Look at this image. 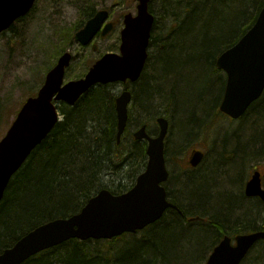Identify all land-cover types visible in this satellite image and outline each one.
Instances as JSON below:
<instances>
[{
    "label": "trees",
    "instance_id": "1",
    "mask_svg": "<svg viewBox=\"0 0 264 264\" xmlns=\"http://www.w3.org/2000/svg\"><path fill=\"white\" fill-rule=\"evenodd\" d=\"M161 2L164 19L168 22L163 23L162 28L159 27L158 31L162 38L157 35L152 36L151 45L157 40H161L159 43H164V49L157 48L158 58L174 50V34L184 37L187 35V30L192 31L196 25H199L198 22L206 25V13H208L205 11L206 8L210 10L214 4L222 7V13L218 14L220 27L213 32L216 33L215 39L198 42V48H203L205 51V57H202V60L210 64L213 74L221 76L214 67L216 58L219 53L233 45L251 26L264 0H161ZM155 46L158 47L159 44ZM192 50L196 51V49ZM146 74L148 73L144 71L142 80ZM154 77V84L158 86L156 94L160 95L164 108L168 110L171 103L166 101L165 93L163 94L162 89H159L160 79ZM221 78L223 79L222 94L226 80L223 75ZM142 82L133 90L134 94L128 109L129 118L123 135L127 134L132 121L136 120L132 110L140 107ZM115 84H97L87 90L75 104L68 105L63 102L58 106L62 120L54 125L42 143L32 150L21 169L12 176L0 201V252L13 245L14 241L35 226L50 219L66 217L78 212L90 196L101 187H106L113 193H122L127 188V182L112 183V185L103 182L104 177L112 171L120 172L125 167H129L132 172L129 174V179L131 178L132 182V177H136L144 168L145 142L130 138L129 134H127L130 138L127 146H125L127 139H124L123 135L120 142H117V118L114 105L117 95L111 90ZM150 99L151 109L159 106L154 105V98ZM214 101L210 110L205 113L202 111L201 114L204 113V115L198 118V123L210 113L211 116L219 114L217 108L220 97H215ZM132 106H134L133 109ZM213 108L215 111L211 112ZM262 113H264V92L246 109L241 118L243 123L240 128L244 127L248 115L254 114V122L251 123H255L257 115ZM189 121L190 126L196 122L193 118ZM143 122L137 123L136 120L138 125ZM259 123L264 124V120ZM256 134H264V129L259 130L256 127L253 135L250 136L248 144H251L253 148L249 153L253 156L256 153L259 156L260 151L264 150V146H256L257 142L264 143V135L255 137ZM225 153L227 152L223 151L220 155L222 160L225 159ZM231 153L235 156V152L231 151ZM125 178H127L126 174L117 176L116 179L119 182ZM187 187L182 185V191L185 192L182 195L184 200L190 203L196 201L207 203L208 211L204 209L194 211L184 205L181 200L172 198L181 212L169 209L158 221L148 225L139 236L136 233L140 231L130 234L131 237L125 239L123 236L126 234L109 240L79 241L72 238L58 246L36 253L22 264H120L114 257L126 244L133 243L139 248V253L137 256H132L128 264H174L176 262L174 260L182 259H184L183 264H196L198 260H203L205 252L213 248L222 233L226 234L228 224L225 222L229 217L225 213L229 212L225 205L222 207L225 215H220L217 211L209 213L212 200L208 201L205 198L201 201L204 189L200 185L193 186L191 190ZM187 192H191L195 199L188 196ZM249 202L253 210H257L256 206H258L262 216L255 220L250 219L249 214H245L246 219L243 218L242 223L237 226H240L242 230L251 229L249 231L264 229V208L261 201L253 198ZM197 216L199 219L192 218ZM188 217L192 220H188ZM192 225L199 226L201 231L192 234V230L189 229ZM144 239L152 241L148 243ZM196 249H201L203 256L194 257ZM255 251L256 254L258 253L256 264H264V239L257 242L250 252Z\"/></svg>",
    "mask_w": 264,
    "mask_h": 264
},
{
    "label": "water",
    "instance_id": "2",
    "mask_svg": "<svg viewBox=\"0 0 264 264\" xmlns=\"http://www.w3.org/2000/svg\"><path fill=\"white\" fill-rule=\"evenodd\" d=\"M36 0H0V33L10 27L17 18L26 15ZM136 15L127 12L120 31L121 41L118 52L107 51L95 60L85 75L74 80H64V69L70 64L71 53L63 52L56 64L46 73L43 83L35 95L27 97L18 113L0 138V201L7 185L32 150L60 121L57 101L69 105L96 84L137 80L143 71L148 56L150 33L154 14L149 10L151 0H136ZM108 11L98 10L74 34L81 45L92 42L102 28ZM114 28L108 21L102 28L105 36ZM215 67L223 69L226 75L224 93L219 110L233 118L244 114L264 90V4L254 23L240 39L219 54ZM132 93L122 90L115 99L117 118L116 139L120 142L128 120V106ZM159 130L150 135L146 126L133 132V138L146 140L147 163L134 185L120 194H113L107 188L90 197L78 213L68 217H57L35 226L13 245L0 252V264H22L26 259L47 248L57 246L71 238L78 240L111 239L114 236L145 228L157 221L169 206L162 185L167 179L165 168L164 141L168 121L158 118ZM202 152L194 150L190 163L195 166L201 161ZM246 195H255L264 201L260 173L254 172L245 187ZM264 238V230L238 234L235 243L226 235L207 257L205 264H239L253 244Z\"/></svg>",
    "mask_w": 264,
    "mask_h": 264
},
{
    "label": "rangeland",
    "instance_id": "3",
    "mask_svg": "<svg viewBox=\"0 0 264 264\" xmlns=\"http://www.w3.org/2000/svg\"><path fill=\"white\" fill-rule=\"evenodd\" d=\"M161 3V0H152L150 3V10L155 15L151 36L157 35L160 38L163 36L161 37L159 34V27L163 23L168 22L164 19ZM136 5L135 0H36L32 10L26 16L15 21L11 30L10 28L4 30L0 34V138L5 135L6 130L18 113L22 103L25 102L29 95H35L37 93L45 78L46 71L55 64L57 57L63 51H70L73 54L71 63L65 70L64 81L82 77L88 67L95 62V59L106 51L117 52L120 43L119 33L123 27V16L127 12L135 14ZM104 8L111 9L109 14L110 18L112 20L118 19L119 22L116 28L106 35L105 38L96 37L94 39L93 42L97 44V48L94 51L90 45L88 47L85 45L82 46L74 39V33L81 28L82 24L88 18V14H92L94 10ZM205 11H208L206 13L205 26L198 22L199 25H196L194 30L186 31V36L180 37L177 33L174 34L175 38L173 42L175 48L172 52H166L158 58V47L155 46V43L160 42V40H157L153 45L149 46V60L145 68V72L148 73L146 75L153 74V76L160 79L159 89H162L163 94L165 93L166 101H170L171 103L168 112L170 115L168 116V113L165 111L167 108H164L160 95L156 94L153 100L154 105H159L157 109L164 115L166 112V116L170 117V126L166 134L164 153L165 159L167 160L166 167L170 174L172 173L170 177L171 183L168 182L169 191L171 192L173 200L176 198L179 201L183 198L181 199L176 196L177 180L179 179V175L186 174L185 167L188 165V155L192 148H202L203 151H208L206 161L209 162L212 161V157L214 158L215 155V158H221L220 155L225 150L222 149L223 145L221 141L218 143L212 139L217 136V133L223 134L225 130L228 131L227 134H231L233 131H239L243 139L241 143L245 144V141H249L250 136L253 135L256 127L259 130L264 129V124L259 123L264 120V113L255 119V123H251L254 122V114H251V116L248 115L249 117L247 116L244 127L242 128H240L241 123H243L241 122L242 117L231 122L219 114L214 119L208 121L211 127L210 129H206L205 136L201 138L202 135L200 133L198 139L191 141L189 145H185L193 138V131L198 125V118L202 117L205 111L212 108L215 97H220L221 99L223 95V93L221 94V85L223 82L221 76L223 75L225 78L223 70L217 69L221 76L213 74L210 64L202 60L205 57L204 49L198 48V42L215 39L216 33L213 32L220 27V22L218 21L220 16L218 14L222 13L223 9L218 4H214L210 10L206 8ZM214 12L217 15L213 14ZM192 49H196V51ZM135 87L137 88V85ZM154 87L158 89V86L155 84ZM121 88L122 85L119 83L113 85L111 90L114 94L118 95ZM60 104L58 103V106ZM133 108L134 106H132ZM138 109V107L136 109L134 108L132 113H136ZM213 110L215 111L213 108L211 112ZM202 111H204L203 114H201ZM190 118L196 120L195 124L193 123L191 126L188 124ZM60 119H62L61 114ZM136 120L137 123L146 122L149 126L150 134L154 135L158 131L159 126L156 124L155 118L153 119L147 113H142V116ZM136 120L132 121L130 129L127 131L130 138H132V133L139 128ZM127 134L123 135V138L127 139L125 146L128 144L127 141L130 140ZM227 134L225 138L230 136ZM261 135L264 134H256L254 136L259 137ZM233 142L234 140L229 143L233 144ZM243 144L240 146L242 147ZM256 146H264L263 141L257 142ZM227 151L229 153V150ZM251 157V160L246 162V165L242 169V173H240V168L237 165L234 166V169L236 167L235 171L233 173L231 172V183L235 186V189L239 190V194L237 195L241 197V200H243L244 195L243 186L250 173L258 168L262 172V177L264 176V150L260 151L259 156L256 153L255 156ZM219 161H221V166H223L224 163H231L233 160L220 159ZM208 168L212 169L210 162ZM131 173L129 167H125L120 172L112 171L111 174L104 177L103 182L109 185H112V183L127 182V188H130L133 186L136 178L135 176H131L133 178L131 182V178L129 179V174ZM125 174L127 178L117 182V176L120 177ZM178 188L183 189L181 185ZM205 195L207 194L203 192L201 201L206 198ZM231 198L235 201L236 195ZM231 198H227V201L232 202ZM182 201L184 202L185 200ZM218 206H221L220 200L213 198L210 205L211 209L214 210L215 208L217 210L216 208ZM240 217L243 218V216L235 217V215L228 218L229 221L227 224L229 227L226 229V234L233 236L237 233L249 232L251 230H242L239 228L240 226L233 223V221L241 219ZM142 231L136 233V235L139 236ZM129 237H131L130 234L123 236L124 239ZM222 239L223 237L220 240ZM144 240L148 241V243L152 241L150 239ZM138 249L136 244H126L114 258L120 264H128L132 256L138 255ZM211 250L205 252L204 257H201L203 260L200 259L195 263L204 264L206 256ZM256 255H258L256 251L250 252L243 264H256ZM200 256H203V251L196 249L194 257ZM183 260H174V262L176 261L174 264H183Z\"/></svg>",
    "mask_w": 264,
    "mask_h": 264
},
{
    "label": "bare ground",
    "instance_id": "4",
    "mask_svg": "<svg viewBox=\"0 0 264 264\" xmlns=\"http://www.w3.org/2000/svg\"><path fill=\"white\" fill-rule=\"evenodd\" d=\"M118 48H119V45H118ZM111 52H116V51H111ZM142 77H143V75H141L137 79V80L140 81L138 85H141V82L142 81L143 82H142V87H141L140 97H139L140 98V100H139L140 107L136 111V113L134 114L135 115V119L141 117L142 113H147V115L152 116L153 119L155 118L156 124H157V119L158 118H164V119H167L168 125H169L170 117L166 116L167 115L166 112L168 113L169 109L165 110L166 111L165 115L162 114V112L159 111V109H157V107L155 108V110L151 109L152 108V106H151L152 104L150 103L151 102L150 98L153 99L155 97L156 90H157L156 87H154L155 77L153 76V74L152 75H146L143 78V80H142ZM169 115L170 114L168 113V116ZM210 116H211V113L207 117L203 118L202 122L198 123V125L196 126V128L194 130L195 132L193 131V138L188 143H186L185 145H189V143L191 141H195L196 139H198L200 137V133L202 135L201 138L203 136H205L206 129H210V127H211V125L209 126L210 123H208ZM256 118H258V115H257ZM61 120L62 119H60V121ZM143 124L146 126V130L149 132V126L147 125L146 122H143V123L139 124L138 126L142 127ZM189 128L191 129V127H189ZM227 133H228V131H226V130H225V132L223 134L217 133V136L212 138V139L215 142H218V143L220 141L222 142V145H223L222 149H225L223 151L228 152L227 150H229V153L232 154V155H233V153H231V151L235 152V156H234L233 161L231 163H224L223 166H225V167H223V166H221V161H219L220 158H216L219 161L220 164H217V165L213 166L211 171L210 170L206 171V170L201 169V170H196V171H193V172H190V173H186V174H184L182 176L179 175V179L177 180V189H176L177 193H176V196L178 198H181V199L183 198V200H184V197H182V195L185 192H183L180 188H178L180 185L181 186L185 185L186 187L188 186L187 189H189V190H191L193 186L200 185L201 188H203L204 191L207 192V195H205V196H206V199L208 201H211L213 198H218L220 200V202H221V206H218L216 208L217 210H215V208L213 210L210 207L209 213H211V211L213 213L217 211V213L222 215V214H224V212L222 210V207H224L226 205L225 208H228V212L229 213H225V214L229 218H231V216L233 217L235 215V217L236 216H243V218L246 219L245 218V214H249L251 216L250 219L258 220V218L260 219L261 216H262L260 214V211L253 210L252 208H250L251 207V203L249 201L246 202V201L241 200V197L239 195H237V194H239L238 193L239 190L235 189V186L232 185V183H231L232 180L230 179V178H232L231 172L233 173V171H235V169H236V167L234 169L235 165H237L240 168V173H242V171H243L242 169L246 165V162L251 160V158H252L251 156H253L252 153H249L251 151V149L253 148V146L251 144H248V141H245V144L241 143L242 142L241 141L242 140V136H241V133H239V131L238 132L233 131V133H231V134H227ZM226 134L230 135V136L225 138ZM173 137L174 136H173V133H172V138ZM233 140H234L233 144L229 143V142H231ZM242 144H243V146L241 147L240 145H242ZM145 160H146V162H145V164H146L147 163V155H146V159ZM203 182H204V184H203ZM102 188H105V187H101V189ZM101 189H99L98 191H100ZM98 191H96V192H98ZM187 194L191 198H194L193 194L191 192H187ZM235 195H236V198H235V201H234L231 197H235ZM227 198H231L232 202L227 201ZM174 200H177V199L174 198ZM177 201H179V200H177ZM183 203H184V205L188 206L190 209H192L194 211H197V212H198V210H202L203 211V209L208 211L207 207L209 206V204H207V203H203V202L200 203V202H197V201L196 202H191V203L189 201H184ZM176 205H177V203H176ZM81 207H80V209H81ZM225 208H224V210H225ZM78 212H75V213H78ZM72 214H74V213H72ZM240 218L241 219L233 221V223H235V225L241 224L242 223L241 221H242L243 218L242 217H240ZM228 221L229 220L227 219L225 223H228ZM189 229L192 230V234L193 233L196 234V232H200L201 231V228L199 226H194V225H192L191 227L189 226ZM136 232H137V230H136ZM136 232H132V233L135 234ZM133 244H135V243H133Z\"/></svg>",
    "mask_w": 264,
    "mask_h": 264
},
{
    "label": "flooded vegetation",
    "instance_id": "5",
    "mask_svg": "<svg viewBox=\"0 0 264 264\" xmlns=\"http://www.w3.org/2000/svg\"><path fill=\"white\" fill-rule=\"evenodd\" d=\"M105 9V8H104ZM107 9V8H106ZM108 10V15L110 14V12H111V9H107ZM96 11L97 10H94L93 11V13L91 14H88L87 15V19L85 20V22L88 20V19H90V18H92L93 17V15L96 13ZM107 21H111L112 23H113V26H114V28L111 30V31H113L115 28H116V25L118 24V22H119V20L118 19H116V20H112L111 18H110V15H109V17H108V19H107ZM123 21V20H122ZM84 22V23H85ZM83 23V24H84ZM123 23V22H122ZM83 24H82V26H83ZM104 24H105V22L102 24V28H103V26H104ZM81 26V27H82ZM101 31H102V29L101 30H99L97 33H96V35L94 36V39L96 38V37H101V38H105V36L106 35H108L110 32H108L107 34H105V36H102L101 35ZM152 40V39H151ZM151 40H150V42H151ZM94 41V40H93ZM92 41V43H90V44H88V45H85L86 47H88L89 45H90V47H91V49L92 50H96V48H97V44H96V42H93ZM155 44H159V46H158V49L160 50V49H164L165 47H163V44L164 43H159V42H156ZM149 46H151V43H149ZM148 52H149V49H148ZM101 56V55H100ZM99 56V57H100ZM149 58V53H148V57H147V61H146V63H145V66H144V68H143V72L145 71V68H146V66H147V63H148V59ZM141 75H143V73L141 74ZM224 75H225V73H224ZM139 80H135V81H125V82H122V86H124V87H126V88H129V90H130V92L132 93V96H133V90H134V88H135V86L136 85H138L139 84ZM121 84V83H120ZM217 112L220 114V115H223L227 120H229V121H231V122H233V120H236V119H238V118H231L229 115H227L226 113H224V112H220L219 111V108H217ZM219 114H217L216 116H218ZM216 116H211L210 117V119L209 120H212V119H214ZM242 117V116H241ZM241 117H239V118H241ZM158 129H159V127H158ZM208 143V142H207ZM194 150H199L198 148H192L190 151H189V155H188V165L185 167V169H186V173H190V172H193V171H196V170H201V169H203V170H206V171H208V170H211V169H209L208 168V166H209V162H210V164H211V168L213 167V166H215V165H217V164H220L219 163V161L215 158L216 157V155L214 156V158L212 157V161H206V156H207V152H205V151H203V149L201 148V151H202V155H201V161L197 164V165H195V166H193V165H191V163H190V155H191V153L194 151ZM225 159H229V160H233L234 159V156L232 155V154H230V153H225ZM221 159V158H220ZM167 168V167H166ZM168 170V169H167ZM255 170V169H254ZM254 170L250 173V175L248 176V179L246 180V182H245V185L247 184V182H248V180L250 179V176L252 175V173L254 172ZM185 171V170H184ZM259 171H260V176L262 177V172H261V170L259 169ZM172 174V173H171ZM171 174H170V172H169V175H168V179L167 180H165V182L163 183L164 184V187H165V190H166V193H167V196H168V198L170 199L171 197H172V195H171V192L169 191V187H168V182H170L171 183V181H170V177H171ZM264 177V176H263ZM262 177V179H264ZM245 185L243 186V189H244V187H245ZM244 191V195H243V200H248V201H250V200H252L253 199V196H246V194H245V189L243 190ZM262 205H263V208H264V203H262ZM254 207V206H253ZM255 208V207H254ZM169 209H174V208H169ZM256 209H257V211H258V206H256ZM176 210V209H175ZM178 212V211H177ZM179 213V212H178ZM193 218V217H192ZM188 219H190L189 217H188ZM197 219H199V218H197ZM223 236L225 235L224 233L222 234ZM229 235V234H228ZM222 236V237H223ZM231 236V235H230ZM235 236L236 235H234V236H231V238L234 240V238H235ZM221 237V238H222ZM220 238V239H221ZM220 239L216 242V243H218L219 241H220ZM215 246V245H214ZM214 246H213V248H214ZM242 264V263H241Z\"/></svg>",
    "mask_w": 264,
    "mask_h": 264
}]
</instances>
